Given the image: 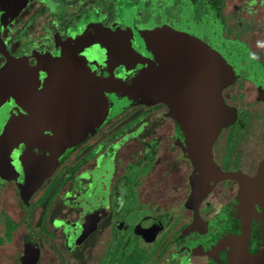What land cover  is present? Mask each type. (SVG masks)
I'll use <instances>...</instances> for the list:
<instances>
[{"label": "flooded vegetation", "instance_id": "obj_1", "mask_svg": "<svg viewBox=\"0 0 264 264\" xmlns=\"http://www.w3.org/2000/svg\"><path fill=\"white\" fill-rule=\"evenodd\" d=\"M229 2L0 0V264H22L26 239L28 264L263 261L264 198L240 191L264 160V43L247 29L264 0ZM175 9L263 79L228 77L197 139L163 101Z\"/></svg>", "mask_w": 264, "mask_h": 264}, {"label": "water", "instance_id": "obj_2", "mask_svg": "<svg viewBox=\"0 0 264 264\" xmlns=\"http://www.w3.org/2000/svg\"><path fill=\"white\" fill-rule=\"evenodd\" d=\"M175 12L179 14L164 18L171 29L168 30L169 37H166L165 42V46L168 44V47L162 48L166 52L175 53L176 58L171 61L173 65L171 69L175 73L164 82L165 90L162 94L166 97L163 96V101L169 104L176 96L175 103L169 104L173 108V115L177 122L184 124L185 129L197 139L199 129L206 125L216 126L221 123L220 119L226 106L220 92L228 77H248L260 90L263 79L238 46L226 42L218 33L209 31L208 28L202 29V26L193 22L190 13H182L181 9H175ZM174 91L176 94L170 98ZM196 152L194 149L191 158L194 159ZM245 181L242 186L250 185V188H242L241 200L246 201L247 197H253L248 193L258 194L264 198V160L257 175L248 183ZM24 251L22 264H28L26 260L33 259L32 252L37 251V246L26 239ZM240 252L239 250V255ZM258 262L255 260L252 264ZM259 264H264V257Z\"/></svg>", "mask_w": 264, "mask_h": 264}, {"label": "rangeland", "instance_id": "obj_3", "mask_svg": "<svg viewBox=\"0 0 264 264\" xmlns=\"http://www.w3.org/2000/svg\"><path fill=\"white\" fill-rule=\"evenodd\" d=\"M231 2H229L228 7L226 9H228L229 11L234 10V5L237 4L239 2V0H230ZM257 5L253 6V9L256 8ZM256 10H259L260 12V8L257 7ZM262 14H255V16H257V18H260ZM244 17H249L250 14H243ZM257 24H259L258 26H256L255 24L252 26H248V31L249 33L253 34V38L254 40L256 39L257 42L260 43H264V20L259 21ZM32 256V255H31Z\"/></svg>", "mask_w": 264, "mask_h": 264}, {"label": "crops", "instance_id": "obj_4", "mask_svg": "<svg viewBox=\"0 0 264 264\" xmlns=\"http://www.w3.org/2000/svg\"><path fill=\"white\" fill-rule=\"evenodd\" d=\"M33 242V241H32ZM35 243V242H34ZM36 244V243H35ZM24 249H25V247H24Z\"/></svg>", "mask_w": 264, "mask_h": 264}]
</instances>
